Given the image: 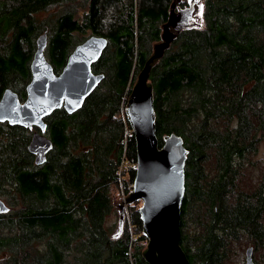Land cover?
Instances as JSON below:
<instances>
[{"label": "trees", "instance_id": "16d2710c", "mask_svg": "<svg viewBox=\"0 0 264 264\" xmlns=\"http://www.w3.org/2000/svg\"><path fill=\"white\" fill-rule=\"evenodd\" d=\"M172 2L0 0V98L6 87L26 98L40 34L56 73L79 44L76 33L109 40L93 64L105 78L83 107L45 118L53 143L45 163L29 149L40 128L0 124V196L16 206L0 219L9 232L0 234L6 264H149L140 202L127 206L121 233L108 218L113 188L136 174L127 101ZM55 4L64 7L51 15ZM202 17L201 27L182 30L150 80L159 146L175 132L188 150L181 246L191 264H228L243 238L254 251L264 246L263 184L242 187L244 164L264 138V0H206Z\"/></svg>", "mask_w": 264, "mask_h": 264}, {"label": "water", "instance_id": "95a60500", "mask_svg": "<svg viewBox=\"0 0 264 264\" xmlns=\"http://www.w3.org/2000/svg\"><path fill=\"white\" fill-rule=\"evenodd\" d=\"M179 1L173 0L168 19L162 24L161 39L138 73L126 106L136 141L137 163L133 190L119 205V228L121 231L125 223L126 205L141 201L139 212L148 241L142 254L149 264H191L180 242L188 150L183 138L175 132L165 135L163 146H159L154 89L150 80L155 63L164 56L182 30L203 24L195 18L196 0H191L185 8L177 9ZM47 43V33L36 39L26 98L22 100L10 87L0 98L1 123L40 128L41 133L34 135L29 146L35 154L36 164L45 163L47 153L53 147L52 141L42 134L47 129L45 118L61 108L73 114L83 107L105 78L104 73L94 72L93 64L101 59L109 46L106 37L90 35L74 47L62 71L56 73L45 54ZM9 210L10 206L0 198V214ZM245 256L246 264H255L253 246L247 248Z\"/></svg>", "mask_w": 264, "mask_h": 264}, {"label": "rangeland", "instance_id": "374dc122", "mask_svg": "<svg viewBox=\"0 0 264 264\" xmlns=\"http://www.w3.org/2000/svg\"><path fill=\"white\" fill-rule=\"evenodd\" d=\"M191 0H180L178 2L177 8H185L189 5V2ZM205 1L206 0H196V13H195V18L201 22H203V17L202 15L205 12ZM64 5L62 4H55L52 5L48 11L49 14L51 15H56L59 12L62 11ZM86 9L83 8H79L76 17L77 18H81L83 16V12ZM45 16V12H42L40 18L44 19ZM91 35V32L88 31L85 36H83L81 33H76L75 37L78 40V43L80 44L81 41L85 40L86 38H88ZM80 41V42H79ZM158 43V41L153 42L151 44V48H150V54H152L153 49H154V45ZM78 45V44H77ZM137 79V78H136ZM35 130V128L33 129ZM35 133V131H33V134ZM41 133V132H40ZM44 134V133H42ZM45 135V134H44ZM46 136V135H45ZM244 180L242 181V187L247 190V189H251L254 190L256 188H258L261 183L263 184V189H264V138L263 140L258 142V146H257V152L254 155H251L249 157V159L245 162L244 164ZM124 186H118L113 188L112 190V198H113V202L115 204L116 207V211L115 213L111 214L110 217L108 218V222L109 224H115L117 225L116 231H118V224H119V216H120V209H119V205L122 204L124 202V199L127 197V195L123 194V190H124ZM1 199H3L9 206H10V210L8 211L7 214H0V219L1 218H6V217H10V214L15 211L16 206L12 205L6 198L1 197ZM140 205L142 204L141 201ZM129 204H127L126 206H128ZM128 215V211H127V207H126V214L125 216ZM3 220V219H1ZM5 220V219H4ZM119 232L121 233L122 230ZM8 231H4V230H0V234H8ZM249 240H247L246 238L242 239V242L239 245H236L235 251L234 253L231 255L230 260L228 262V264H246V250L249 246H253L252 243L248 242ZM39 248H41V243H38ZM10 256L9 250L7 249H1L0 250V264H6L8 258ZM254 261L255 264H264V246L261 248H258L257 251H254Z\"/></svg>", "mask_w": 264, "mask_h": 264}, {"label": "built area", "instance_id": "2783aa9c", "mask_svg": "<svg viewBox=\"0 0 264 264\" xmlns=\"http://www.w3.org/2000/svg\"><path fill=\"white\" fill-rule=\"evenodd\" d=\"M124 166H125V163H122V165H121V171L123 170ZM135 167H136V165H135ZM121 186H122V184H121ZM133 187H134V182L128 184V186L126 188H124L123 194L126 195V191L131 192L133 190ZM147 243H148V241L146 242V244Z\"/></svg>", "mask_w": 264, "mask_h": 264}, {"label": "flooded vegetation", "instance_id": "af4514ba", "mask_svg": "<svg viewBox=\"0 0 264 264\" xmlns=\"http://www.w3.org/2000/svg\"><path fill=\"white\" fill-rule=\"evenodd\" d=\"M177 9H179V8H177ZM35 47H36V46H35ZM26 86H27V85H26ZM6 88H7V87H6ZM6 88H5V89H6ZM10 88H11V87H10ZM12 89H13V88H12ZM25 91H26V87H25ZM19 96H20V95H19ZM0 124H4V123H1V122H0ZM8 124H9V123H8ZM9 125H10V124H9ZM34 128H35V127H33L31 130H33ZM34 135H35V133H34ZM2 214H3V213H2Z\"/></svg>", "mask_w": 264, "mask_h": 264}]
</instances>
